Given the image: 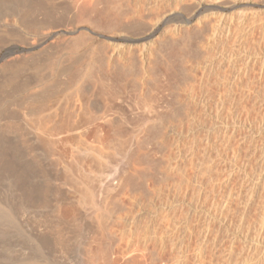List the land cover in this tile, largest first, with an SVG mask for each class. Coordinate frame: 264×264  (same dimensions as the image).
<instances>
[{
    "label": "rangeland",
    "instance_id": "rangeland-1",
    "mask_svg": "<svg viewBox=\"0 0 264 264\" xmlns=\"http://www.w3.org/2000/svg\"><path fill=\"white\" fill-rule=\"evenodd\" d=\"M34 1L37 12L35 10L34 15L28 16V21L25 18L17 21L11 16L7 19L9 31L0 28V125L10 128L9 135H13L8 137L1 133L0 145L3 147L0 152L9 146L8 151L13 145L7 154L16 155L14 158L27 173L29 181L36 177L41 185L43 181L40 180L45 181L47 177L40 188L35 187L45 193L39 192L40 196H45L44 206L41 205L39 213L36 212L39 215L29 211L22 217L23 221L19 220L18 227L22 231L19 233L25 239L22 240L25 249L35 240L40 243L47 239V245L50 243L52 247L48 245V251H39L38 256L42 259L39 264H83L84 259V264H264V0H184L182 12L190 23L184 42L174 45L157 43L156 40L151 42L152 38L149 42L143 41L151 29L142 23L122 27L119 22L113 25L114 19L107 20L108 25L107 21L87 17L97 24H84L87 18H79L70 9L69 0H47L50 5L46 7L37 6ZM213 6L219 9H211ZM43 8L48 9L42 20ZM50 8L52 14L48 11ZM219 15L228 22L221 25L222 31L217 27L218 33L210 37L211 27L218 26ZM35 17H39L37 21ZM80 20L89 31L84 39L70 43L53 39L56 45L53 40L38 41L42 34L60 33L70 22L74 26L81 25ZM30 30L32 34L37 32L36 35L32 36ZM75 36L78 35L72 38ZM21 37L29 38L28 41L32 37V41H23ZM36 40L40 47L29 50L30 44ZM84 42L88 44L84 45ZM113 43L115 45L111 46ZM106 61H109V70L105 68ZM121 66L124 67L121 69ZM80 70H85L88 75L87 85L93 98L102 96V100H96L103 101V107L100 106L105 109L106 117L116 120L112 119L113 123H110H116L117 119L120 123V126L110 123L102 126L103 135L106 134L103 139L107 142L104 143V173L106 171L108 175L105 174L102 216L97 210V188L92 181H87V188L95 204L87 203L85 209L78 207V214V205L75 206L79 198L77 182L82 181V173L75 168L77 162L71 161L70 164L74 162L72 172L65 170L67 175L70 172L69 177L65 172L63 175L61 165L55 164L60 148L57 147L58 154L53 151L56 147L49 150V145L44 143L48 137L44 132L45 119H39L47 104L55 105L58 100H64L61 97L67 94V90L76 89L70 91L75 93L69 92L70 102L75 99V94H80L79 88H75L80 86L75 80ZM88 94L87 101L92 104L94 100ZM90 110L92 119L95 111ZM17 126L21 132L14 134ZM112 126L122 130L118 129L120 133L116 131L119 134L115 135ZM93 130L90 129L91 133ZM34 131L39 132L35 133L37 136ZM91 133L89 141H93ZM34 137L41 139L43 144L39 140V145L34 143L37 141L33 140ZM18 145L21 149L17 148ZM69 151L71 148L67 147L65 152ZM51 155L56 158L51 159ZM27 158L30 162L25 161ZM71 190L75 200L71 197ZM69 202L78 214L75 213V217L69 215L70 219L63 212ZM62 204H65L63 208ZM99 217L103 218L100 220ZM59 235L61 238L57 237ZM58 239L60 242L65 239L61 242L63 247L58 244Z\"/></svg>",
    "mask_w": 264,
    "mask_h": 264
},
{
    "label": "bare ground",
    "instance_id": "bare-ground-1",
    "mask_svg": "<svg viewBox=\"0 0 264 264\" xmlns=\"http://www.w3.org/2000/svg\"><path fill=\"white\" fill-rule=\"evenodd\" d=\"M51 1V0H50ZM49 1V2H50ZM70 2H69V7H70V9L74 12V13H76L78 16H79V18L81 17H96L97 19H101V20H103V21H107V20H109V19H114V22H115V24H113V25H118L117 23L119 22V23H121V25H122V27L123 26H128L129 27V25L130 24H132V23H140V25H141V23L144 25V26H146V27H148V28H150L151 29V31H150V34L148 35L147 34V36H145L142 40L144 41L145 40V42L146 41H148L149 42V39L150 38H152L153 40H151V42H153L154 40H156V42L157 43H163V44H167V45H174V44H178V43H182V42H184V40L186 39V35H187V32H186V30H187V28H188V25H189V21H188V19H185V17H184V15L185 14H183V6H184V0H69ZM35 1L34 0H0V8L2 7H6L7 6V8H1L0 9V28H1V31L3 30V29H6L8 26H9V23L7 22L8 20V17H14V18H16V20L17 21H22L24 18H25V21H28L29 19H27V17L28 16H32V15H34L33 14V12H35V10H36V12H37V8H36V5H35V3H34ZM37 2H39V3H37ZM67 2V1H66ZM53 3V2H52ZM214 3V2H213ZM36 4H37V6L39 5V4H42V6H44V7H46V5L48 6V5H50L49 3H48V1L47 0H36ZM54 4V3H53ZM64 4V3H63ZM187 4V3H186ZM216 4V3H215ZM52 5V4H51ZM52 7V6H51ZM64 7V6H63ZM236 7V6H235ZM36 8V9H35ZM39 8V7H38ZM53 8H54V6H53ZM67 8V7H66ZM41 9V8H40ZM39 9V10H40ZM48 8H46V10H47ZM209 9V8H208ZM211 9H219V7H217V6H213ZM43 11H42V15H40L41 16V18H42V16L43 17H45L44 15H43V13H45V11L46 10H44V8L42 9ZM51 8L48 10L50 13H51ZM67 10V9H66ZM56 11V10H55ZM64 11V10H63ZM70 11V10H69ZM48 12V13H49ZM54 12V11H53ZM67 12V11H66ZM72 12V13H73ZM30 13H32V14H30ZM63 13V12H62ZM38 13H36V15H37ZM52 14V13H51ZM56 14H57V12H56ZM76 14H74L75 16H76ZM233 14V13H232ZM35 15V16H36ZM47 16H50L49 14H46ZM65 15V14H64ZM39 16V17H40ZM54 16V15H53ZM58 16V15H57ZM71 16V15H70ZM77 16V17H78ZM195 16V15H194ZM219 16H221V15H219ZM218 16V17H219ZM245 16V15H244ZM39 17H37V18H39ZM66 17H67V15H66ZM208 17V16H207ZM216 17V16H215ZM223 17V15L220 17V19H219V23L217 22V25L218 26H216L215 25V27L214 26H212L211 28H212V31L210 32L211 34H210V37H213V36H215L216 35V33H218V28L217 27H219V29H220V27H221V25L222 24H224V22H226V18H224L223 20L221 19ZM238 17V16H237ZM239 17H240V15H239ZM13 18V19H14ZM33 18V17H32ZM36 18V17H35ZM37 18L35 19V21H37ZM46 18V17H45ZM48 18V17H47ZM56 18V17H55ZM71 18V17H70ZM94 18H92V19H94ZM233 18V17H232ZM27 19V20H26ZM34 19V18H33ZM44 18H42V20H43ZM69 19V18H68ZM90 19V18H89ZM89 19L87 18V20H80L79 21V23H81V21H83V23L84 24H87V23H96V22H94V21H89ZM218 19V18H217ZM234 19H236V18H234ZM241 19V18H240ZM32 19H30V21H31ZM47 20V19H46ZM74 20V19H73ZM77 20H78V18H77ZM100 20V22H102ZM210 20H211V18H210ZM228 20V19H227ZM25 21H23V22H25ZM29 21V22H30ZM38 21H40V20H38ZM110 21V20H109ZM206 21V20H205ZM208 21V20H207ZM217 21V20H216ZM23 22H21V23H23ZM34 22V21H33ZM228 22V21H227ZM226 22V23H227ZM236 22H237V20H236ZM243 22V21H242ZM20 23V24H21ZM32 23V22H31ZM51 23V22H50ZM71 23V22H70ZM68 24V27L66 26V28L64 29V30H62L60 33L59 32H50V33H46V34H42L43 36H42V38H40V40H38V41H47V40H53V39H55L56 41H62V42H64V40H68V42L69 41H75V40H77V39H84L85 37H86V34L87 33H89V31H88V29L86 28V25L84 26V24L82 25V23H81V25H79V26H74V25H72V24H74V23H72V24ZM103 23V22H102ZM107 23H108V21H107ZM231 23V22H230ZM247 23V22H246ZM11 24H12V22H11ZM39 24V23H38ZM66 24V23H65ZM93 24V25H94ZM97 24V23H96ZM192 24V23H191ZM198 24H201V21L199 22L198 21ZM216 24V23H215ZM24 25H25V23H24ZM104 25H105V23H104ZM104 25H103V28H104ZM107 25V24H106ZM108 25H109V23H108ZM111 25V24H110ZM120 25V26H121ZM135 25V24H134ZM196 25V24H195ZM202 25V24H201ZM200 25V26H201ZM220 25V26H219ZM11 26V25H10ZM32 26V25H31ZM53 26V25H52ZM63 26V25H62ZM197 26V25H196ZM223 26V25H222ZM30 27V26H29ZM36 27H38V26H36ZM54 27V26H53ZM58 27V26H57ZM88 27H89V25H88ZM93 27V26H92ZM119 27V26H118ZM245 27V26H244ZM250 27V26H249ZM262 27V26H261ZM31 28V27H30ZM63 28V27H62ZM98 28V27H97ZM102 28V27H101ZM101 28H100V31H101ZM106 28V27H105ZM110 28V27H109ZM108 28V29H109ZM115 27H113V29H114ZM142 28V27H141ZM198 28L200 29V27L198 26ZM8 29V31H9V28H7ZM11 29V28H10ZM35 29V28H34ZM43 29V28H42ZM107 29V30H108ZM122 29V28H121ZM193 29V28H192ZM224 29V28H223ZM249 29V28H248ZM31 30H33V29H31ZM30 30V31H31ZM90 30H91V28H90ZM93 30V29H92ZM103 30V29H102ZM106 30V31H107ZM118 30V29H117ZM120 30V29H119ZM221 30V29H220ZM234 30V29H233ZM246 30V29H245ZM35 31V30H34ZM37 31V30H36ZM104 31V30H103ZM110 31H112V30H110ZM131 31V30H130ZM145 31H147V29L145 30ZM190 31V30H189ZM198 31V30H197ZM222 31V30H221ZM228 31V30H227ZM242 31V30H241ZM13 32V31H12ZM40 32V31H39ZM92 32V31H91ZM93 32H95V31H93ZM96 32H98V30L96 31ZM113 32V31H112ZM125 33L127 32V31H124ZM191 32V31H190ZM233 32V31H232ZM237 32V31H236ZM0 33H2V32H0ZM8 33V32H7ZM31 34H32V31L30 32ZM37 33V32H36ZM36 33L35 32H33V34H32V36H34V35H36ZM109 33H111V32H109ZM108 33V34H109ZM118 33H120L119 31H118ZM124 33V34H125ZM140 33V32H139ZM156 33H159V35H157V36H155V34ZM204 33V32H203ZM255 33V32H254ZM259 33V32H258ZM13 34V33H12ZM78 35V36H75L76 38H72V36L73 35ZM92 34H94V33H92ZM98 34H100V32L98 33ZM101 34H102V32H101ZM107 34V35H108ZM113 34H114V32H113ZM115 34L117 35V33L115 32ZM120 34H123V32L122 33H120ZM119 34V35H120ZM128 34H129V32H128ZM127 34V35H128ZM134 34H135V32H134ZM133 34V35H134ZM137 34V33H136ZM141 34V33H140ZM8 35V34H7ZM28 35V34H27ZM104 35V34H103ZM131 35H132V33H131ZM132 35V36H133ZM143 35V34H142ZM198 35H199V33H198ZM226 35V34H225ZM238 35V34H237ZM108 36H110V34L108 35ZM107 36V37H108ZM115 36V35H114ZM114 36H112V37H114ZM125 36V35H124ZM123 36V37H124ZM131 36V37H132ZM135 36V35H134ZM138 36V35H137ZM155 36V38H153ZM193 36V35H192ZM208 36V35H207ZM220 36V35H219ZM89 37V36H88ZM90 37H91V35H90ZM101 37H103V36H101ZM106 37V38H107ZM111 37V38H112ZM120 37V36H119ZM122 37V36H121ZM188 37V36H187ZM4 38V37H3ZM22 38V37H21ZM23 38H25V39H23ZM22 38V40L24 41V40H26L27 42H29V41H32L31 40V38L32 37H30V40L28 41V39L29 38H26V37H23ZM36 38H37V36H36ZM100 38V37H99ZM105 38V37H104ZM104 38H103V40H104ZM125 38V37H124ZM128 38H129V36H128ZM135 38V37H134ZM34 39V38H33ZM90 39V38H89ZM93 39V38H92ZM92 39H90V40H92ZM114 39V38H113ZM121 39V38H120ZM208 39V38H207ZM35 40V39H34ZM109 40V39H108ZM117 40V39H116ZM122 40V39H121ZM123 40H127V39H123ZM133 40V39H132ZM131 40V41H132ZM37 40H36V42L34 41V42H32L31 44H30V49L29 50H32L33 48H35V47H37V46H39V44L37 43L38 42ZM54 41V40H53ZM56 41H54L55 42V45H56ZM107 41V40H106ZM120 41V40H119ZM129 41V40H128ZM127 41V42H128ZM134 41V40H133ZM139 41H141V40H137L136 42H139ZM21 42V41H20ZM39 42V43H40ZM78 42V41H77ZM76 42V43H77ZM79 42H81V41H79ZM88 42V41H87ZM91 42V41H90ZM105 42V41H104ZM125 42V41H124ZM130 42V41H129ZM233 42V41H232ZM46 43V42H45ZM44 43V44H45ZM50 43H51V41H50ZM57 43H59V42H57ZM65 43V42H64ZM70 43V42H69ZM75 43V42H74ZM75 43V44H76ZM89 43V42H88ZM88 43H86V42H84L83 44L84 45H87ZM106 43V42H105ZM117 43V42H116ZM130 43H132V42H130ZM207 43V42H206ZM262 43V42H261ZM25 44V43H24ZM27 44V43H26ZM60 44V43H59ZM91 44V43H90ZM96 44V43H95ZM94 44V45H95ZM97 44H99V43H97ZM101 44V43H100ZM107 44H109V43H107ZM143 44H144V42H143ZM146 44V43H145ZM144 44V45H145ZM212 44V43H211ZM233 44V43H232ZM40 45H42V43L40 44ZM80 44L78 43V46H79ZM82 45V44H81ZM83 45V46H84ZM115 44L113 43V45L111 44V46H114ZM119 45V44H118ZM118 45H116V46H118ZM142 45V44H141ZM208 45V44H207ZM82 46V47H83ZM89 46V45H88ZM92 46L93 45H90V47L92 48ZM98 46V45H97ZM103 46H105V44H103ZM124 46V45H123ZM200 46V45H199ZM263 46V45H262ZM0 47H1V45H0ZM40 47V46H39ZM81 47V48H82ZM106 47V46H105ZM105 47H104V49H105ZM148 47V46H147ZM146 47V48H147ZM172 47V46H171ZM244 47V46H243ZM256 47V46H255ZM52 48V47H51ZM79 48V47H78ZM85 48H86V46H85ZM93 48H94V46H93ZM97 48V47H96ZM103 48V47H102ZM107 48V47H106ZM110 48V46L107 48V49H109ZM117 48V47H116ZM134 48V47H133ZM175 48V47H174ZM98 49H101V48H99V46H98ZM98 49H97V51H98ZM112 49H114V47H112ZM112 49H110V50H112ZM127 49H128V47H127ZM127 49H126V51H127ZM148 49V48H147ZM151 49V48H150ZM204 49V48H203ZM207 49V48H206ZM205 49V50H206ZM235 49V48H234ZM263 49V48H262ZM87 50V49H86ZM86 50H84V52H86V53H89V52H87ZM89 50H91V49H89ZM88 50V51H89ZM119 50H120V48H119ZM124 50V49H123ZM202 50V49H201ZM14 51V50H13ZM80 51V50H79ZM95 51V50H94ZM22 52V51H21ZM83 52V51H82ZM111 52V51H110ZM113 52V51H112ZM112 52H111V54H112ZM115 52H116V50H115ZM117 52H118V50H117ZM148 52V51H147ZM206 52V51H205ZM207 52H209V51H207ZM206 52V53H207ZM251 52V51H250ZM86 53H85V55H86ZM96 53V52H95ZM107 53H108V51H107ZM131 53V52H130ZM213 53V52H212ZM83 54V53H82ZM103 54V53H102ZM101 54V55H102ZM106 54V53H105ZM120 54V53H119ZM209 54V53H208ZM14 55V54H13ZM104 55V54H103ZM109 55V54H108ZM130 55V54H129ZM128 55V56H129ZM147 55V54H146ZM237 55V54H236ZM32 56V55H31ZM100 56V55H99ZM105 56V55H104ZM107 56V55H106ZM105 56V57H106ZM134 56V55H133ZM205 56V55H204ZM30 57V56H29ZM83 57H84V54H83ZM86 57V56H85ZM110 57V56H109ZM132 57V56H131ZM108 58V56L106 57V60H109V58ZM111 58V57H110ZM118 58H119V56H118ZM117 58V59H118ZM245 58V57H244ZM18 59V58H17ZM228 59V58H227ZM264 59V58H263ZM83 60V59H82ZM111 60H114V59H111ZM202 60V59H201ZM221 60V59H220ZM104 61V60H103ZM110 61V60H109ZM109 61H106L105 63H107V62H109ZM115 61V60H114ZM118 61H119V59H118ZM130 61V60H129ZM101 62V61H100ZM128 62V61H127ZM131 62V61H130ZM206 62V61H205ZM208 62V61H207ZM257 62V61H256ZM104 63V62H103ZM111 63H114V62H111ZM110 63V64H111ZM117 63V62H116ZM116 63H114L115 65H116ZM211 63V62H210ZM238 63V62H237ZM255 63V62H254ZM119 64H120V61H119ZM200 64V63H199ZM205 64V63H204ZM104 65V64H103ZM102 65V66H103ZM112 65V64H111ZM215 65V64H214ZM219 65V64H218ZM262 65V64H261ZM87 66H89V65H87ZM113 66V65H112ZM84 66H82L81 68H83ZM120 67V66H119ZM124 67V66H123ZM122 66H121V69L123 68ZM217 67V66H216ZM10 68V67H9ZM17 68V67H16ZM79 68V67H78ZM105 68H106V70H109L110 69V65H109V63H107L106 65H105ZM112 68V67H111ZM114 68H115V66H114ZM113 68V69H114ZM214 68V67H213ZM223 68V67H222ZM237 68V67H236ZM245 68H246V66H245ZM100 69H103V68H100ZM117 69H118V67H117ZM120 69V68H119ZM219 69V68H218ZM238 69V68H237ZM86 71H87V68L85 69ZM84 70V72H82L81 70V72H80V75H79V77L77 78V79H75V80H77V84L79 85L80 84V86L79 87H75V88H77V90H78V88H79V91H81L80 92V94L78 93V94H75V99L73 100V102L71 101L70 102V100H69V97L68 96H71L70 95V93H75L74 91L73 92H70V91H72V89L73 90H76V89H74V87L72 88V89H69L70 91V93L68 92V90H67V94L66 95H62V99H64V100H61L60 98V100H58V102H57V104H51L50 103V101H49V103L51 104V105H46V108H45V104L43 105L44 107L42 108V109H44V110H42L43 112L41 113V116L39 115V119L41 120V117L43 118V120L45 119V123L43 122V124H46V126H45V129H44V132H46L47 133V136L48 137H46L47 138V140L46 141H44V143L46 142L47 143V145H49V150H50V148L53 150V148L52 147H56L53 151H55L56 152V154H58L57 152H58V148L57 147H59L60 148V151H59V155H56L57 156V158H58V162L57 163H55V164H57V166L58 165H61L60 167L64 170H62V172H63V175H64V172L66 173L65 175H67V172L68 171H70V172H72L70 169H71V166L74 164V162L77 164V167H75L76 169H79V171H81V172H79L80 174L82 173V181H78L77 182V180H74L73 182H77L78 183V185L77 186H79V189H78V187H77V189H78V191H79V194H78V200L76 201L77 203H75V206H76V204L78 205L76 208L78 209V207H80L79 209H81V208H83V209H85L84 207H86V205H87V203L89 204L90 203V205H91V203H93L94 202V204H95V201H93V196H92V193H91V191L87 188V181H92L94 184H95V186H96V188H97V200H96V202H97V206H98V209L97 208H94V209H97L98 210V212H99V214L101 215L102 214V212H101V210L100 209H102L103 210V208L102 207H104L103 206V204L105 203V193L104 192H106V191H104L106 188L104 187L105 185V180L107 181V179H106V177H105V174H106V171H105V173H104V161H103V159H105V158H103L105 155L104 154H106V152L104 151V145L107 143H105L104 142V140L105 139H103V136L104 135H106V134H104L103 135V132H105V131H103V128L104 127H102V126H106L107 125V123H110V121H111V123H113L112 121L114 120V121H116L115 119H108L107 117H106V113L104 112L105 111V109H103L102 110V108H101V106L103 107V101H101L102 103H100L99 101H97L96 100V98L97 97H99V96H96L98 93L100 94L101 92H98L95 96L96 97H94L93 98V96L94 95H91L90 94V91H89V88H88V85H87V82L89 83V81L87 80V78H88V75L86 74V71ZM125 70V69H124ZM9 71H11V70H9ZM8 71V72H9ZM78 71V70H77ZM102 71V70H101ZM112 70H110V72H111ZM122 71V70H121ZM241 71V70H240ZM56 72V71H55ZM74 72V71H73ZM103 72V71H102ZM105 72V71H104ZM117 72V71H116ZM119 72H120V70H119ZM214 72V71H213ZM218 72V71H217ZM109 73V71H107V74ZM14 74V73H13ZM90 74V73H89ZM111 74H112V72H111ZM114 74H116V73H114ZM12 75V74H11ZM104 75V74H103ZM226 75V74H225ZM224 75V76H225ZM242 75V74H241ZM15 76V75H14ZM223 76V75H222ZM240 77V76H239ZM113 78V77H112ZM229 80V79H228ZM11 82V81H10ZM10 82H9V86H10ZM13 82V81H12ZM77 84H75V85H77ZM101 84V83H100ZM11 85H13V83L11 84ZM205 86V85H204ZM228 86V85H227ZM71 87V86H70ZM90 87V86H89ZM101 87V86H100ZM10 88H12V86L10 87ZM68 88V87H67ZM64 92V91H63ZM88 92H89V94H88ZM68 93H69V95H68ZM189 93H191V92H189ZM61 94V93H60ZM63 94H65V92L63 93ZM87 94L88 95H91L92 96V98H91V96H90V100L92 99V100H94V101H92V104H91V102H90V104L88 103V101H87V97H89V96H87ZM188 95V94H187ZM190 95V94H189ZM61 96V95H60ZM73 96H74V94H73ZM72 98V97H71ZM101 98H102V96H101ZM101 98H97V99H101ZM150 99V98H149ZM102 100V99H101ZM62 101H64V105H63V102ZM41 102V101H40ZM189 102V101H188ZM56 103V102H55ZM62 103V104H61ZM151 103V102H150ZM100 104H102L101 106H100ZM105 104H107V103H105ZM149 107H150V105H149ZM189 108V107H188ZM90 109H93L95 112H94V116H93V118L91 119V116L90 115H92V113H91V110ZM120 109V108H119ZM156 109V108H155ZM152 110V109H151ZM108 111V110H107ZM111 112V111H110ZM150 112V111H149ZM152 112H153V110H152ZM28 113V112H27ZM155 113V112H154ZM188 113V112H187ZM37 114H39V113H37ZM153 114V113H152ZM184 114V113H183ZM26 116H28L27 114H26ZM29 116H31V115H29ZM35 116V115H34ZM109 116V115H108ZM112 116V115H111ZM114 116V115H113ZM117 116V115H116ZM24 117V116H23ZM37 117V116H36ZM6 118V117H5ZM14 118V117H13ZM10 119V118H9ZM154 119V118H153ZM39 120V121H40ZM6 121V120H5ZM38 121V122H39ZM33 122V121H32ZM41 122V121H40ZM98 122V124H96ZM120 122V121H119ZM2 123V122H1ZM5 123V122H4ZM31 123V122H30ZM106 123V125H104ZM110 123V124H111ZM6 124V123H5ZM12 124V123H11ZM96 124V125H95ZM114 124H119V126H120V123H118V119H117V122L115 123L114 122ZM114 124H111V125H114ZM2 125V124H1ZM0 125V135H1V133H5V134H7L8 135V137L9 136H13V135H9L10 134V131H11V129L10 128H7V127H5V126H1ZM7 125H9V124H7ZM17 125V124H16ZM26 125V124H25ZM31 125V124H30ZM38 125V124H37ZM110 125V126H111ZM13 126V125H12ZM32 126V125H31ZM40 126V125H39ZM41 126H43V125H41ZM147 126V125H146ZM8 127H10V126H8ZM19 126H17V129L16 128H14V131L15 130H17V131H13V133L15 134L16 132H21L20 130L21 129H19L18 128ZM35 127V126H34ZM113 127V126H112ZM26 128V127H25ZM33 128V127H32ZM37 128V127H36ZM42 128V127H41ZM37 129V130H42V129ZM92 128V130H93V128H94V130L92 131V133H91V131H90V129ZM18 129H19V131H18ZM31 129V128H30ZM118 129H120L118 126L116 127V126H114L113 127V132H115V135H117L116 133H120V131L118 130ZM146 129V128H145ZM120 130H122V129H120ZM30 131V130H29ZM43 131V130H42ZM42 131H40L41 133H42ZM116 131H118V132H116ZM28 132V131H27ZM26 132V133H27ZM12 133V132H11ZM37 133H39V132H35L34 131V135L35 136H37L36 134ZM90 133H91V136H92V139H93V141L92 140H88L89 139V135H90ZM112 133V132H111ZM118 133V134H119ZM6 135V136H7ZM34 135H31L32 137L34 136ZM41 135V134H40ZM113 135L114 134H112V137H113ZM2 136V135H1ZM0 136V137H1ZM5 136V137H6ZM43 136H44V134H43ZM139 136V135H138ZM42 137V136H41ZM108 137V136H107ZM116 137V136H115ZM114 137V138H115ZM35 138H37V137H34V139L33 140H37V141H35L34 143H37L38 144V140L39 139H35ZM44 138V137H43ZM3 139V138H2ZM2 139H1V141L0 142H2ZM6 139V138H5ZM8 139V138H7ZM6 139V140H7ZM13 139H15V137L13 138ZM21 139V138H20ZM32 139V138H31ZM116 139V138H115ZM11 140V139H10ZM41 140V139H40ZM40 140H39V143H40ZM44 140V139H43ZM119 140V139H118ZM8 141V140H7ZM106 141V140H105ZM4 142V141H3ZM6 142V141H5ZM93 143V144H91V143ZM116 142V141H115ZM14 143V142H13ZM105 143V144H104ZM1 144V143H0ZM16 144H18V143H16ZM33 144V143H32ZM36 144V145H37ZM41 144V143H40ZM43 144V143H42ZM41 144V145H42ZM3 145V144H2ZM2 145H0V147L2 146ZM10 145V144H9ZM21 145V144H20ZM35 145V144H34ZM39 145V144H38ZM6 146H8V145H6ZM13 145H11V147H12ZM16 146V145H15ZM107 146V145H106ZM3 147V146H2ZM1 147V148H2ZM10 147V149L8 150V151H10L12 148ZM21 147H22V145H21ZM44 147V146H43ZM67 147L69 148V150H70V148H71V151H69V152H65V150L67 149ZM118 147V146H117ZM6 148H9V146L8 147H5V150L4 151H2V152H0V264H39L40 263V261L42 260L41 259V257L40 256H38V254H39V251H41L42 252V250L44 251L45 250V252L46 251H48V249L50 248V247H52V246H50L49 244V246L47 245V239H42L41 237H40V235H39V237L42 239V241H40V243H39V241L37 240H35V242H34V244L33 243H31V246L29 245L26 249H25V246L23 245V244H25V243H23L22 244V240H23V238L21 237V234L19 233V231L21 230V229H19V227H18V225H20V218L22 219V221L24 220L23 218V216H24V214H27L29 211V213H31V212H33V213H35L36 214V212H38L39 211V208H41V205H43L42 204V201L44 200L43 199V197H45V196H40V193L42 194H45L44 193V191L43 192H40V190H35V187H37V188H40L39 186H41V185H43V183L45 182V181H47L46 180V178L47 177H45V181L42 179V177H41V179L42 180H40L41 182L43 181V183H41V185H40V183H39V179L38 180H36V177H34V176H32V179H34V180H32V179H30V180H32V181H29L28 180V178L26 177V175H27V173L25 172V170H23L22 169V166H20V163H19V161H17V159H15L14 157H16V155L15 156H13V155H11V156H9V154H7V152L8 151H6ZM17 148L18 149H21L20 147H19V145L17 146ZM23 148V147H22ZM36 148V147H35ZM15 151H16V149H14ZM27 150H29V149H27ZM106 150V149H105ZM1 151V150H0ZM6 151V152H5ZM18 151V150H17ZM21 150H19V152H20ZM24 151H25V149H24ZM23 151V152H24ZM30 151H32V150H30ZM30 151H27L26 153H29V154H31L30 153ZM40 151V150H39ZM45 151V150H44ZM52 151V152H53ZM12 152H13V150H12ZM11 152V153H12ZM23 152H21L22 154H23ZM37 152V151H36ZM48 152V151H47ZM55 152L53 153V155L55 154ZM105 152V153H104ZM25 153V154H26ZM32 153H34V152H32ZM51 153V152H50ZM16 154V153H15ZM39 154V153H38ZM41 154V153H40ZM48 154V153H47ZM46 154V155H47ZM127 154V153H126ZM28 155V154H27ZM27 155H25L24 156V158L25 157H27ZM39 156H41V155H39ZM56 156H49V157H51V159H52V157L54 158H56ZM92 156V158L90 159V157ZM19 157H21V155L19 156ZM30 157V156H29ZM28 157V158H29ZM47 157V156H46ZM27 158V159H28ZM41 158H42V156H41ZM25 160V161H29V159L28 160ZM87 159H88V161H87ZM34 160V159H33ZM80 160V161H79ZM25 161H24V163H25ZM41 161V160H40ZM45 161V160H44ZM43 161V162H44ZM47 161V160H46ZM51 161V160H50ZM53 161V160H52ZM51 161V162H52ZM54 161H56L55 159H54ZM53 161V162H54ZM71 161H74L73 163H71L70 164V162ZM87 163H86V162ZM30 162V161H29ZM52 162V163H53ZM78 162H80V164L78 165ZM108 162V161H107ZM22 163H23V160H22ZM34 163V162H33ZM59 163V164H58ZM91 163H93L92 165H94V167H92V165H91ZM116 163V162H115ZM27 165V164H26ZM33 165V164H32ZM42 165H43V163H42ZM48 165V164H47ZM54 165V164H53ZM30 166V165H29ZM28 166V168H30ZM56 166V167H57ZM76 166V165H75ZM93 168V169H91V167ZM26 167V166H25ZM54 167V166H53ZM73 167H74V165H73ZM79 167V168H78ZM121 167V166H120ZM35 168V167H34ZM58 168V167H57ZM50 169V168H49ZM59 170V169H58ZM65 170H67V172L65 171ZM54 171H56V169L54 170ZM60 171H61V169H60ZM76 171V170H75ZM114 171V170H113ZM29 172V171H28ZM37 172V171H36ZM69 172V173H70ZM108 172V171H107ZM116 172V171H115ZM30 173V172H29ZM32 173V172H31ZM52 173V172H51ZM69 173H68V175H69ZM112 173V172H111ZM119 173V172H118ZM35 174V173H34ZM72 174V173H71ZM74 174V173H73ZM77 174H78V172H77ZM115 174V173H114ZM31 175V174H30ZM30 175H28V176H30ZM33 175V174H32ZM67 175V176H68ZM75 175V174H74ZM45 176V175H44ZM70 176H72V175H70ZM78 176H81V175H79L78 174ZM90 177V179H89V177ZM106 176H108L107 174H106ZM31 177V176H30ZM34 177V178H33ZM64 177V176H63ZM66 177V176H65ZM69 177V176H68ZM68 177H66L65 179H67ZM74 178V177H73ZM72 178V179H73ZM78 178V177H77ZM62 179H64V178H62ZM65 179H64V181H65ZM69 179V178H68ZM67 179V180H68ZM72 179L70 178V180L72 181ZM80 179V178H79ZM120 179V178H119ZM122 180V179H121ZM48 181H50L49 179H48ZM63 181V182H64ZM115 181V180H114ZM68 182V181H67ZM92 182H90V183H92ZM47 183V182H46ZM45 183V184H46ZM76 183V184H77ZM89 183V182H88ZM89 183V184H90ZM109 183V182H108ZM73 184V186H75L74 185V183H72ZM72 184H70V185H72ZM49 185V184H48ZM52 185V184H51ZM64 185H65V182H64ZM63 186V185H62ZM68 187H70L69 186V183H68V185H67ZM113 186H114V184H113ZM43 188H44V186H42ZM63 187H66V186H63ZM76 187H75V189H76ZM111 187V186H110ZM58 188V187H57ZM62 188V187H61ZM72 188V187H71ZM104 188V189H103ZM66 189V188H65ZM77 189H76V191L75 192H77ZM113 189V188H112ZM46 190H47V188H46ZM69 190V189H68ZM111 191V190H110ZM115 191V190H114ZM113 191V192H114ZM40 192V193H39ZM69 192V191H68ZM58 193V192H57ZM71 193H72V190H71ZM71 193H70V195H71ZM78 193V192H77ZM48 194V193H47ZM47 194H46V196H47ZM74 192L72 193V198L74 197ZM107 194V193H106ZM117 194V193H116ZM62 195V194H61ZM76 195V194H75ZM63 196H61L60 198H62ZM64 197H65V195H64ZM70 197V198H71ZM47 198V197H46ZM74 199V198H73ZM55 200H57V199H55ZM60 200H62V199H60ZM75 200V199H74ZM74 202V201H73ZM65 205V204H64ZM63 204H62V208H63V206H64ZM44 206V205H43ZM48 207V206H47ZM58 207H60L61 208V206L59 205ZM89 207H91V206H89ZM45 208V207H44ZM92 208V207H91ZM59 209V208H58ZM77 209H73L72 208V204H71V202H69V203H67V206H65V208H64V214H65V216L68 214V216L69 215H71V216H74L75 217V215L77 214L76 213V211H77ZM79 209H78V214H79ZM62 210V209H61ZM92 210V209H91ZM96 210V211H97ZM59 211H60V209H59ZM58 211V212H59ZM88 211H89V208H88ZM41 212V211H40ZM81 212V211H80ZM83 212V211H82ZM85 212V211H84ZM87 212V211H86ZM91 212V211H90ZM39 213V212H38ZM76 213V214H75ZM88 213V212H87ZM95 213V212H94ZM34 214V215H35ZM43 214V213H42ZM54 214V213H53ZM63 214V215H64ZM77 214V215H78ZM83 214H85V213H83ZM89 214V213H88ZM93 214V213H92ZM98 213H97V215H99ZM36 215H39V214H36ZM35 215V216H36ZM59 215V214H58ZM82 216V215H81ZM85 216V215H84ZM89 216V215H88ZM102 216V215H101ZM23 217V218H22ZM54 217H56V216H54ZM58 217V216H57ZM61 217H63V216H61ZM86 217V216H85ZM84 217V218H85ZM95 217H97L98 218V216H96L95 215ZM132 217V216H131ZM63 218H65V217H63ZM72 218V217H71ZM82 218V217H81ZM100 218V217H99ZM101 218H103V217H101ZM101 218H100V220H101ZM44 219V218H43ZM68 219V218H67ZM69 219H70V216H69ZM83 219V218H82ZM87 219V218H86ZM20 220V221H19ZM91 220V219H90ZM17 221H19L18 223H17ZM46 221V220H45ZM68 221V220H67ZM67 221H66V223H67ZM87 221H88V219H87ZM99 222V221H98ZM119 222V221H118ZM134 222V221H133ZM22 223V222H21ZM45 223H47V222H45ZM61 223V222H60ZM95 223V222H94ZM72 224V223H71ZM119 224V223H118ZM21 225H23L24 226V224H21ZM105 225V224H104ZM132 225V224H131ZM37 226V225H36ZM46 226V225H45ZM115 226H116V224H115ZM114 226V227H115ZM119 226V225H118ZM135 226V225H134ZM26 227V226H25ZM121 227V226H120ZM122 227H124V226H122ZM137 227V226H136ZM61 228V227H60ZM99 228H100V226H99ZM99 228H97V229H99ZM43 229V228H42ZM52 229V228H51ZM119 229V228H118ZM24 230V229H23ZM104 230V229H103ZM120 230V229H119ZM25 231L27 232V230H26V228H25ZM98 231V230H97ZM102 231V230H101ZM20 232H22V231H20ZM119 232V231H118ZM123 232V231H122ZM31 233V232H30ZM30 233H29V236H31L30 235ZM61 233V232H60ZM103 233V232H102ZM113 233H114V231H113ZM132 233V232H131ZM33 234V233H32ZM67 234V233H66ZM120 236L119 237H121V234L120 233H118ZM132 234H134V233H132ZM24 235V234H23ZM22 235V236H23ZM44 235V234H43ZM43 235H41V236H43ZM101 235V234H100ZM103 235H104V233H103ZM124 235V234H123ZM25 236H27L26 234H25ZM115 236V235H114ZM126 236V235H125ZM134 236V235H133ZM24 237V236H23ZM58 238L60 237V235L59 236H57ZM61 237H62V234H61ZM60 237V238H61ZM128 237V236H127ZM26 238V237H25ZM28 238V237H27ZM26 238V239H27ZM44 238H46V236L44 237ZM49 238V237H48ZM62 238H64V237H62ZM118 238V237H117ZM124 238V237H123ZM30 239V237L28 238V240ZM34 239V238H33ZM122 239V238H121ZM25 240V239H24ZM24 240H23V242H24ZM59 240V239H58ZM57 240V241H58ZM63 240H65V239H63ZM62 240V241H63ZM95 240V239H94ZM101 240V239H100ZM131 240V239H130ZM27 241V240H26ZM34 240H32V242H33ZM61 241V242H62ZM96 241V240H95ZM132 241V240H131ZM28 242V241H27ZM60 242V240H59V242H58V244L59 243H61ZM65 242V241H64ZM67 242V241H66ZM118 242V241H117ZM119 242H121V241H119ZM118 242V243H119ZM29 243H30V241H29ZM53 243V242H52ZM55 243V242H54ZM63 243V242H62ZM61 243V244H62ZM130 243V242H129ZM132 243V242H131ZM130 243V244H131ZM137 243V242H136ZM61 244H59V245H61ZM133 244V243H132ZM146 244V243H145ZM65 245V244H64ZM67 245V244H66ZM27 246V245H26ZM100 246V245H99ZM47 247H49V248H47ZM61 247V246H60ZM62 247H63V244H62ZM65 247V246H64ZM147 247V246H146ZM101 248V247H100ZM99 248V249H100ZM84 253V252H83ZM47 255V254H46ZM81 255V254H80ZM84 255V254H83ZM48 256V255H47ZM84 256H86V255H84ZM40 257V258H39ZM82 257V259H84L83 258V256H81ZM86 258V257H85ZM87 258H88V256H87ZM47 260V259H46ZM51 260V259H50ZM86 259H84V261H85ZM79 261V263L81 262V260H78ZM83 261V260H82ZM84 261H83V264H84ZM89 261H87V262H85V263H88ZM82 263V262H81ZM90 264V263H89Z\"/></svg>",
    "mask_w": 264,
    "mask_h": 264
}]
</instances>
